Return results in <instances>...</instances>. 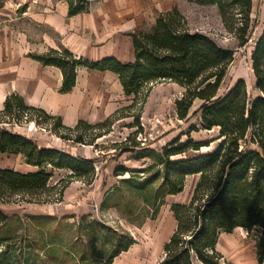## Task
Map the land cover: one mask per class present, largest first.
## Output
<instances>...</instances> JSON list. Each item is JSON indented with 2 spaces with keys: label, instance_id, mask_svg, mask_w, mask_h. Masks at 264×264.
Here are the masks:
<instances>
[{
  "label": "trees",
  "instance_id": "obj_1",
  "mask_svg": "<svg viewBox=\"0 0 264 264\" xmlns=\"http://www.w3.org/2000/svg\"><path fill=\"white\" fill-rule=\"evenodd\" d=\"M67 4V16L72 17L90 10L93 1L59 0ZM202 6H215L225 29L238 40L239 47L248 42V29L252 0H186ZM26 7L23 8V12ZM132 39L134 60L122 63L115 57H103L89 61L73 54L62 45L49 48L44 53H28V56L43 66L57 67L62 74L60 93L70 92L76 83L77 70L109 71L116 74L125 96L133 98L132 103L118 109L104 121L89 124L80 120L74 127H66L61 118L40 108L28 106L17 93L7 95L4 108L0 111V155L20 156L23 162L35 171L21 172L0 168V202L3 204H52L61 202L64 190L73 182L81 181L91 185L96 176L95 161L71 155L54 147H42L27 137L9 131L3 124L35 126L54 133L58 138L78 145H93L96 139L110 132L115 121L134 117L133 126L140 131L142 109L152 91L161 83H174L184 89L182 97L176 100V113L182 120L188 116L195 100L200 106L199 128L217 130L216 137L209 142H194L180 137L172 140L156 152L141 150L138 158L153 159L162 166L161 188L150 187L153 177L134 176L123 166L113 170V176L123 177L120 183L133 189L141 201L152 206L154 211L167 195L183 191L187 176L198 174L199 179L187 204H172L170 211L176 221V228L163 246L164 257L159 264H222V255L216 245L222 233H231L243 228L256 243V258L264 260V28L256 39L251 54L254 89L251 97L243 79H238L227 91H219L227 70L234 60V50L219 45L207 33L192 30L186 18L177 8L159 14L148 30L135 29ZM131 114L132 111H134ZM132 126V127H133ZM194 125L189 131H196ZM137 132H135L136 134ZM189 134H187L188 136ZM213 148L200 153L203 147ZM125 144V142H123ZM114 144L121 152L133 151L140 142L130 145ZM198 151V155L188 154ZM176 158V159H173ZM56 171L65 175L53 181ZM106 193L105 205L111 193ZM32 224L49 216H27ZM18 215L8 216L0 209V227H5ZM39 220V221H38ZM18 229L14 231L17 233ZM14 237V238H13ZM1 237L0 264H14L16 251L11 247L18 235ZM124 240L125 243H122ZM134 244L128 236L118 238L104 264H112L113 258L127 251ZM23 251V250H22ZM20 250V254H22Z\"/></svg>",
  "mask_w": 264,
  "mask_h": 264
},
{
  "label": "rangeland",
  "instance_id": "obj_2",
  "mask_svg": "<svg viewBox=\"0 0 264 264\" xmlns=\"http://www.w3.org/2000/svg\"><path fill=\"white\" fill-rule=\"evenodd\" d=\"M114 1L118 0H107V3ZM128 1L135 4L136 12L133 18H130V22H135L134 30H148L159 14L177 8L192 30L207 33L219 45L234 50V60L227 70L218 94L225 93L238 79H243L248 94L251 97L258 95L254 89L251 54L255 41L264 28V0H252L246 36L248 42L242 47H239L235 36L225 29L215 6H202L186 0ZM40 5V0H0V38L8 39L16 46L21 43L23 47L28 48L27 55L40 54L35 48L40 47L37 40L44 27H36L34 20L35 13L40 11ZM24 7L25 12L22 11ZM183 92L184 89L174 83L154 86L142 109L140 131L138 127L133 126L134 117L119 119L111 126L108 134L96 139L97 148L93 145L84 148L86 145L63 140L54 133L35 126L34 123L20 126L3 124L9 131L21 133L39 146L54 147L79 157L92 156L93 158L88 159L95 161L98 174L91 185L73 181L64 190L61 202H0L3 213L10 217L18 215L22 222L20 224L12 219L7 226L0 227V239L7 234L10 237L18 235L11 244V247L16 249L12 260L14 264H104L121 236H130L134 244L114 257L112 264H159L164 257L163 246L176 228L170 206L187 204L190 201L199 175L187 176L183 191L165 196L162 204L154 211L152 206H147L141 201L136 191L120 183V180L128 178L130 173L115 177L113 170L117 166H123L140 178L153 177L155 174L150 187L160 189L162 166L155 164L153 159L138 158L141 150L150 149L161 153L162 149L177 137H180V142L189 138L194 142H209L216 137V129L207 131L199 128L198 113L194 114L200 106L198 100L193 102L185 119H178L176 100L182 97ZM133 112L135 110L131 114H135ZM191 125L197 130L188 132ZM132 142H140L139 147L133 151L121 152L113 146L115 143L128 146ZM215 144L216 141L210 143L209 147H203L200 153L209 151ZM188 154L195 156L198 151H189ZM0 168L21 172L37 170L27 166L21 157L6 154L0 155ZM146 169L148 171L141 177L142 170ZM64 175V171H56L53 181ZM117 186L119 190L111 193L105 205L102 204L108 190ZM75 188L77 190H74ZM31 215L50 218L38 220L34 225L30 218H27ZM17 229L18 232L14 233ZM3 249L4 247H0V251ZM20 250H23L22 254Z\"/></svg>",
  "mask_w": 264,
  "mask_h": 264
},
{
  "label": "crops",
  "instance_id": "obj_3",
  "mask_svg": "<svg viewBox=\"0 0 264 264\" xmlns=\"http://www.w3.org/2000/svg\"><path fill=\"white\" fill-rule=\"evenodd\" d=\"M40 4L34 20L36 27L44 28L37 40L40 47L35 50L44 53L62 45L89 61L110 56L122 63L134 60L129 33L134 30L135 22H130V18L136 12L135 4L128 9L123 0L113 3L93 1L88 12L72 17L67 16L64 1L40 0ZM27 51L28 48L21 43L16 46L8 39L0 38V111L7 95L17 93L26 105L60 117L66 127H74L80 120L89 124L100 123L133 101L131 96L124 95L116 74L85 67L78 68L73 89L60 93L61 71L54 66H43L30 58ZM216 250L223 257L222 264H264V260L262 263L257 261L255 240L243 228L222 233Z\"/></svg>",
  "mask_w": 264,
  "mask_h": 264
},
{
  "label": "bare ground",
  "instance_id": "obj_4",
  "mask_svg": "<svg viewBox=\"0 0 264 264\" xmlns=\"http://www.w3.org/2000/svg\"><path fill=\"white\" fill-rule=\"evenodd\" d=\"M123 2L126 4V6L129 8H133V4L131 2H129L128 0H123Z\"/></svg>",
  "mask_w": 264,
  "mask_h": 264
},
{
  "label": "built area",
  "instance_id": "obj_5",
  "mask_svg": "<svg viewBox=\"0 0 264 264\" xmlns=\"http://www.w3.org/2000/svg\"><path fill=\"white\" fill-rule=\"evenodd\" d=\"M30 124V123H29Z\"/></svg>",
  "mask_w": 264,
  "mask_h": 264
}]
</instances>
